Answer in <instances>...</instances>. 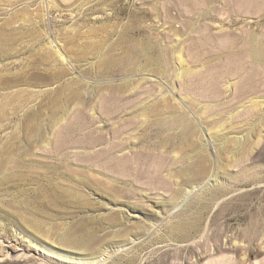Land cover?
Instances as JSON below:
<instances>
[{"label": "rangeland", "instance_id": "374dc122", "mask_svg": "<svg viewBox=\"0 0 264 264\" xmlns=\"http://www.w3.org/2000/svg\"><path fill=\"white\" fill-rule=\"evenodd\" d=\"M0 264H264V0H0Z\"/></svg>", "mask_w": 264, "mask_h": 264}]
</instances>
